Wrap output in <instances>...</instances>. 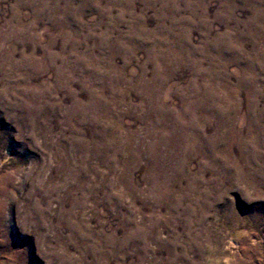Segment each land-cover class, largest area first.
Instances as JSON below:
<instances>
[{"label":"rangeland","instance_id":"1","mask_svg":"<svg viewBox=\"0 0 264 264\" xmlns=\"http://www.w3.org/2000/svg\"><path fill=\"white\" fill-rule=\"evenodd\" d=\"M0 264H264V0H0Z\"/></svg>","mask_w":264,"mask_h":264}]
</instances>
